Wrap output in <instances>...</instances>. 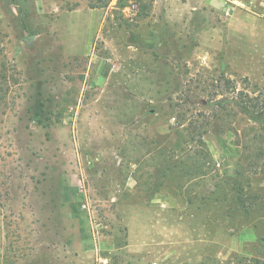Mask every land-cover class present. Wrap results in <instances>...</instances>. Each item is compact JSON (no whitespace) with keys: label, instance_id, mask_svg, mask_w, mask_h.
Wrapping results in <instances>:
<instances>
[{"label":"rangeland","instance_id":"374dc122","mask_svg":"<svg viewBox=\"0 0 264 264\" xmlns=\"http://www.w3.org/2000/svg\"><path fill=\"white\" fill-rule=\"evenodd\" d=\"M0 264H264V0H0Z\"/></svg>","mask_w":264,"mask_h":264}]
</instances>
